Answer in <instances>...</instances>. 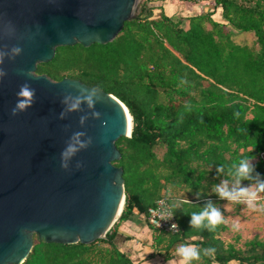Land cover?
Wrapping results in <instances>:
<instances>
[{"label":"trees","instance_id":"obj_1","mask_svg":"<svg viewBox=\"0 0 264 264\" xmlns=\"http://www.w3.org/2000/svg\"><path fill=\"white\" fill-rule=\"evenodd\" d=\"M148 1L112 42L58 47L50 62L36 67L37 75L52 81L77 80L114 96L127 108L132 130L115 142L120 158L113 165L123 171L125 202L105 237L61 245L34 236L22 264H142L117 248L116 230L134 210L146 220L163 197L179 230L170 234L148 225L154 255L168 261L181 244H194L202 254L192 264H264V238L238 247L240 236L232 243L222 239L225 223L210 232L188 222L208 201L221 210L214 186L239 159L253 157L252 175L264 180V0H213L221 22L212 18L214 10L179 19L156 16ZM243 35H252L251 41ZM218 164L225 172L217 173ZM207 248L214 253L204 255Z\"/></svg>","mask_w":264,"mask_h":264},{"label":"water","instance_id":"obj_2","mask_svg":"<svg viewBox=\"0 0 264 264\" xmlns=\"http://www.w3.org/2000/svg\"><path fill=\"white\" fill-rule=\"evenodd\" d=\"M137 4L0 0V264H22L34 236L46 244H90L120 217L123 171L113 162L120 158L115 142L131 135L127 108L77 80L37 75L36 67L58 47L112 42L135 18ZM24 85L34 92L31 104L12 115ZM77 97V108L68 110ZM77 133L87 146L62 168L61 153Z\"/></svg>","mask_w":264,"mask_h":264},{"label":"clouds","instance_id":"obj_3","mask_svg":"<svg viewBox=\"0 0 264 264\" xmlns=\"http://www.w3.org/2000/svg\"><path fill=\"white\" fill-rule=\"evenodd\" d=\"M11 51L13 54H18L20 49L13 48ZM0 75H2V73H0ZM95 92V89H91L88 97H86L90 105L92 103V96L95 95ZM33 94V90L27 85L21 87L17 94L20 99H18L15 107L12 109V115H15L18 110L22 111L26 106H29L31 104ZM78 104L79 97L75 98L74 101L68 105V110L76 109ZM80 135H82V133H77L73 137V143L67 145L62 151V168L66 167V164L63 163L64 160H67L77 150L87 146L88 141L81 142L77 139ZM252 159L253 157H243L239 159L238 162L232 163L231 167L226 172V178L222 179L219 184L214 186V192L220 199L235 204H244L253 211L264 212V180L259 178V173L252 175L255 168V166L251 163ZM216 171L217 173L225 172L224 165L218 164ZM241 180H250L254 181V183L241 186ZM169 194H171V190H169ZM196 195L199 196V192H197ZM160 211L167 212L169 217L172 215L170 207L162 208ZM188 222L190 227L204 228L211 232L215 230L217 225L225 223V219L221 210L214 206L211 201H208L199 211L192 212L189 215ZM170 227L176 228V225L172 224ZM237 228L238 224L234 221L232 223V229L236 230ZM213 253V248L203 250L204 255H211ZM176 254L179 258V264H192L193 261L200 259L202 253L201 250L194 244H181L176 249Z\"/></svg>","mask_w":264,"mask_h":264},{"label":"crops","instance_id":"obj_4","mask_svg":"<svg viewBox=\"0 0 264 264\" xmlns=\"http://www.w3.org/2000/svg\"><path fill=\"white\" fill-rule=\"evenodd\" d=\"M147 4L152 8L156 16L164 14L167 17L179 19L214 10L215 12L212 18L216 22L222 21L220 7H216L213 0H206L203 2L197 0H149ZM240 208L241 204L222 201L221 213L224 219L227 220V218H230L233 222L236 220L233 216H230V214L238 213ZM114 243L117 248L122 253L127 254L134 263L179 264L176 251L171 254L172 257L168 261H164L163 257L154 255L155 252L153 253L152 250V230L148 228L145 218L138 215L136 210L133 211V216L129 221L123 222L117 227Z\"/></svg>","mask_w":264,"mask_h":264},{"label":"rangeland","instance_id":"obj_5","mask_svg":"<svg viewBox=\"0 0 264 264\" xmlns=\"http://www.w3.org/2000/svg\"><path fill=\"white\" fill-rule=\"evenodd\" d=\"M142 0H138L137 7L135 9V15L138 14L139 5ZM252 35H245V40L250 42ZM235 40H240L235 39ZM222 201L226 203H232L226 200ZM223 215V214H222ZM236 220L238 228L236 230L232 229V222L230 218L225 219V224L228 227V230L222 234V239L227 243H232L234 236H240V242L237 244L240 247L245 241L252 239L257 236L260 239L264 238V214L261 211H253L249 209L244 204H241L240 211L235 214H230Z\"/></svg>","mask_w":264,"mask_h":264},{"label":"built area","instance_id":"obj_6","mask_svg":"<svg viewBox=\"0 0 264 264\" xmlns=\"http://www.w3.org/2000/svg\"><path fill=\"white\" fill-rule=\"evenodd\" d=\"M203 2L206 0H197ZM264 160V154L261 155ZM165 207H170L166 198H160L155 201L154 205L147 210L146 222L155 231L175 234L178 232V224L174 214L171 210V216L169 217L167 212H161L160 210ZM172 224L176 225V228L170 227Z\"/></svg>","mask_w":264,"mask_h":264},{"label":"bare ground","instance_id":"obj_7","mask_svg":"<svg viewBox=\"0 0 264 264\" xmlns=\"http://www.w3.org/2000/svg\"><path fill=\"white\" fill-rule=\"evenodd\" d=\"M128 120L130 121L131 119H130V115L128 114ZM129 126H130V124H129Z\"/></svg>","mask_w":264,"mask_h":264}]
</instances>
